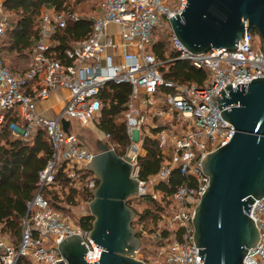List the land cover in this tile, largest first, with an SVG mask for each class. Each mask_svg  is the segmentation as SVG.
Masks as SVG:
<instances>
[{
	"label": "built area",
	"instance_id": "obj_1",
	"mask_svg": "<svg viewBox=\"0 0 264 264\" xmlns=\"http://www.w3.org/2000/svg\"><path fill=\"white\" fill-rule=\"evenodd\" d=\"M169 3L173 7H168ZM186 5L187 0H99L90 17L91 32L85 39L71 43L62 58H57L54 51L53 35L80 17L70 11L53 12L43 7L38 20L39 36L27 56V67L13 73L0 59V133L7 131L13 140L30 141L40 131L53 150L51 160L38 173L37 192L27 203L18 244L14 246L0 237V264H67L58 246L70 236L81 238L88 251L85 263L100 260L103 250L89 240L91 229L84 230L79 220L69 222L55 211L44 192L54 185L58 170L76 190L87 188L93 192L96 188L95 176L84 185L73 183L88 170L95 153L77 136L65 132L60 121L94 125L103 107L100 94L108 83L130 86L122 113L130 142L119 157L132 166L131 177L139 184L137 196L144 197L147 192V182L138 178L137 166L138 159L145 156L141 155L143 138L157 130L159 123L166 126L156 138L162 156L169 161L152 181L155 185L168 182L173 170H178L184 180L174 190L171 204L160 213L157 226V230L166 228L177 236L159 249L164 264H200L197 259L202 256L194 243L192 221L209 183L201 163L209 153L227 144L235 131L223 120L212 98H218L228 85L237 88L264 78V52L262 47L252 48L255 39L260 40L253 33L244 34L234 51L188 52L169 23L170 15L181 18ZM1 9L2 3L0 40L10 25ZM166 26L168 48L177 53L176 60L206 71L202 85L177 84L163 78L161 69L171 61L169 51H164L163 60L152 48L160 40L154 36V29ZM59 91L66 93L63 105L58 111L51 109L52 114L47 116L39 110L40 104ZM159 91L164 92L163 99ZM101 142L115 153L121 149L109 141V135L102 134ZM249 218L258 231L259 242L246 253L243 264H264V197L253 203ZM140 230L146 236L143 225Z\"/></svg>",
	"mask_w": 264,
	"mask_h": 264
},
{
	"label": "water",
	"instance_id": "obj_2",
	"mask_svg": "<svg viewBox=\"0 0 264 264\" xmlns=\"http://www.w3.org/2000/svg\"><path fill=\"white\" fill-rule=\"evenodd\" d=\"M170 27L179 43L192 54L212 49L234 51L246 33L259 36L264 52V0H187ZM0 81V85H1ZM224 121L234 127L227 144L203 158L208 187L194 209V243L200 264H243L246 253L259 242L249 218L253 203L264 197V78L249 84L228 85L212 98ZM68 132L69 122L63 121ZM88 170L98 185L88 204L93 218L89 240L103 250L93 264H145L134 259L140 240L132 228L135 212L127 200L138 195L132 166L97 142ZM79 236L60 243L67 264H87L88 253Z\"/></svg>",
	"mask_w": 264,
	"mask_h": 264
},
{
	"label": "trees",
	"instance_id": "obj_3",
	"mask_svg": "<svg viewBox=\"0 0 264 264\" xmlns=\"http://www.w3.org/2000/svg\"><path fill=\"white\" fill-rule=\"evenodd\" d=\"M1 3L5 13L14 15L15 19L5 31L4 40L1 39L0 44L18 55L28 56L39 36L38 20L41 9L47 7L53 12H74L72 6L77 3V0H3ZM91 26L90 17H80L77 22L69 23L66 28L57 31L53 35L57 58H62V54L71 43L85 39L91 32ZM152 50L163 60L164 51H169L171 61L161 69L165 80L177 84L197 85H202L206 80L205 70H197L187 61L176 60L177 53L168 48V40L160 39L154 44ZM129 93L130 86L127 84L108 83L100 94L103 107L96 121L94 120L96 129L109 135V141L121 147L116 151L118 156L123 155L124 149L130 142L123 122L115 121L122 116ZM165 128L164 124L159 123L157 130H151L150 134L143 138L141 148L146 153L137 161L138 178L141 181L147 182L151 177L156 176L161 166L169 161L162 156L156 138L157 134ZM52 152V147L43 132L39 131L30 141L13 140L7 131L0 133V233L8 236L14 246L18 244L21 237L22 219L27 213V203L37 192L38 173L51 160ZM90 176L92 177L93 174L86 170L80 181L86 182ZM183 180L178 170H173L168 182L154 185L155 194H147L144 197L149 208L141 213L135 212L137 218L135 225H143L145 230L149 227L148 231L154 233L160 224V213L171 204V196ZM56 188H59L61 193ZM44 198L55 211L64 213L67 207L78 204L77 199L90 202L93 199V192L87 188L74 189L69 179L58 170L55 174V183L45 190ZM92 223L93 218L89 214L79 219V226L84 230H90ZM140 233L137 231V237H141ZM169 236H177V233L162 228L157 244L159 246L164 244Z\"/></svg>",
	"mask_w": 264,
	"mask_h": 264
},
{
	"label": "rangeland",
	"instance_id": "obj_4",
	"mask_svg": "<svg viewBox=\"0 0 264 264\" xmlns=\"http://www.w3.org/2000/svg\"><path fill=\"white\" fill-rule=\"evenodd\" d=\"M99 0H77V3H75L72 6V10L74 11L77 16L79 17H92L95 11V8L98 4ZM3 2V0H0V3ZM168 7H173L172 3L167 4ZM50 10V9H49ZM2 15L5 19H7L10 23H12L15 19L14 15L12 14H6L3 8L1 9ZM42 11V9H41ZM40 11V13H41ZM10 26V25H9ZM169 33V27L165 28H156L154 29V36L158 39L167 40V36ZM4 37V36H3ZM2 39L4 40V38ZM6 42V39H5ZM1 43V42H0ZM262 47V44L260 40L257 38L252 44V48L254 50H257ZM0 59L3 61V64L10 69L13 73H20L27 67V56L26 55H18L13 51H10L7 47H2V44H0ZM63 94L57 95L56 101H55V107H59V101L63 100ZM159 97L164 98V92L159 91ZM159 100V99H158ZM58 103V104H57ZM51 105V104H48ZM65 120H61L60 124L63 128L62 122ZM70 123V127L68 131L77 136L81 142L85 145L86 148H88L91 152L96 153L97 152V142L101 141V137L103 133H100L95 125L89 124V126H83L81 123L77 120H68ZM96 121V120H95ZM116 123H122L123 117H119L116 120ZM94 124V122H93ZM94 126V127H93ZM94 176V175H93ZM92 176V177H93ZM91 176L89 179L92 178ZM89 179H87L86 182H81L80 179H77L73 181L75 184H86ZM153 177H151L147 183H146V195L147 194H155L153 191V186L155 185V182L152 181ZM59 193H61V190L59 188H56ZM145 197V196H144ZM143 196H136L129 198L128 200V206L134 211L141 213L143 210L149 208L147 201L144 200ZM158 197V196H157ZM77 205L73 207H67L66 211L64 213H61L69 222H76L81 218L82 215L89 214L88 212V204L86 202H82L79 199H77ZM133 229L135 230L136 234L137 231L141 232V237H138L140 240V247L138 251L135 253L134 259L141 261L145 264H164V256L161 254L160 247H164L166 243L172 238V236H169L167 241H165L164 244L158 245L157 239L158 235L161 230H155L154 233L149 232L150 229L147 227V233L146 236L142 233L140 230V225H135V222L137 221V218H133ZM0 237L5 239V241L10 242V238L6 235H2L0 233Z\"/></svg>",
	"mask_w": 264,
	"mask_h": 264
},
{
	"label": "crops",
	"instance_id": "obj_5",
	"mask_svg": "<svg viewBox=\"0 0 264 264\" xmlns=\"http://www.w3.org/2000/svg\"><path fill=\"white\" fill-rule=\"evenodd\" d=\"M61 94H63L64 97L66 96V93H64V92H61V91L55 92L54 94L51 95V97L47 101L40 104L39 110H41L44 114H47V116H50V114H52L51 109H53L54 111H58L59 109H61V107L63 105L62 100L59 101V104L57 103L59 105L58 108L54 106L55 101H56L55 99H56L57 95H61ZM48 104H51V105H48ZM143 152L145 155V153H146L145 150H143Z\"/></svg>",
	"mask_w": 264,
	"mask_h": 264
},
{
	"label": "bare ground",
	"instance_id": "obj_6",
	"mask_svg": "<svg viewBox=\"0 0 264 264\" xmlns=\"http://www.w3.org/2000/svg\"><path fill=\"white\" fill-rule=\"evenodd\" d=\"M144 153L143 151H141V154Z\"/></svg>",
	"mask_w": 264,
	"mask_h": 264
},
{
	"label": "flooded vegetation",
	"instance_id": "obj_7",
	"mask_svg": "<svg viewBox=\"0 0 264 264\" xmlns=\"http://www.w3.org/2000/svg\"><path fill=\"white\" fill-rule=\"evenodd\" d=\"M253 34H255V35H256V32H254Z\"/></svg>",
	"mask_w": 264,
	"mask_h": 264
}]
</instances>
